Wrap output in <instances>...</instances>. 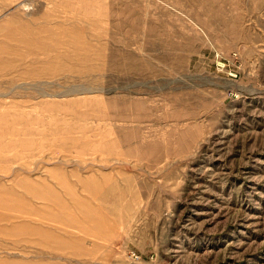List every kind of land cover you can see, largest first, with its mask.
Wrapping results in <instances>:
<instances>
[{
  "label": "rangeland",
  "instance_id": "1",
  "mask_svg": "<svg viewBox=\"0 0 264 264\" xmlns=\"http://www.w3.org/2000/svg\"><path fill=\"white\" fill-rule=\"evenodd\" d=\"M0 264H264V0H0Z\"/></svg>",
  "mask_w": 264,
  "mask_h": 264
}]
</instances>
